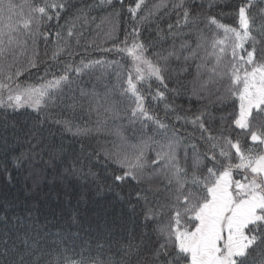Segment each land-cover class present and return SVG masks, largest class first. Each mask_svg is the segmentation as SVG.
I'll use <instances>...</instances> for the list:
<instances>
[{"label":"snow or ice","instance_id":"6c2138e0","mask_svg":"<svg viewBox=\"0 0 264 264\" xmlns=\"http://www.w3.org/2000/svg\"><path fill=\"white\" fill-rule=\"evenodd\" d=\"M220 2L210 0L209 9L219 6ZM119 4L120 8L116 9L113 0H99L77 8L72 0H25L20 5L11 0L7 3L0 0V108L13 112L32 108L37 113V119L24 132V139H16L24 150L12 156V163L27 171L26 179L32 181L27 191L35 203L17 211L18 205L7 199L0 200V264H264V8L253 11V0H241L238 7L233 6V12L221 13V18L216 15L201 17L193 16L187 0H172L170 8L176 13L177 20L174 25H168V32L172 33L173 28L191 27L198 37L194 48L186 43L181 45L182 52L190 49L184 56L186 67L181 71L189 73L191 65L188 62L199 59L195 80L208 75V80L201 83V91L209 85H216L220 91L223 86L217 98L221 105L230 100L233 103L239 101L236 110L219 118L222 122L217 129L219 135H213L203 112L189 118L179 115L172 105L165 104V115L161 117L148 107L149 98L159 102L167 99V93L179 94V88L168 87L172 80L169 61L176 55L175 51L167 56L157 53L152 59L148 53L154 44L141 38L144 23L162 9L167 11L169 5L157 3L141 15L147 7L146 0H129L126 8L125 0H119ZM105 5L113 9L108 15L112 26L107 33L112 47L102 49L100 59L86 60L88 53L85 51L79 53L82 56L79 63L68 59L58 71L55 65L44 67L40 77L44 80L42 84L19 82L25 73L39 72L44 65L38 57L26 62L17 59L18 49L26 51L30 43L35 45L43 39L47 44L51 39L54 44L52 59L57 64L64 53L68 57L77 55L71 41L74 39L75 47H80L84 38L77 23H87L91 11L103 9ZM73 9V18L59 25L64 15ZM125 13L130 17L132 27L130 31L125 29L121 41L113 33L117 31L116 22ZM227 15L237 18L238 27L222 22ZM54 20L55 25L52 24ZM52 27L57 28L54 34L46 30ZM213 28L216 35L222 31L224 36L208 43L204 34ZM160 31L158 29V35ZM228 41H231L230 45ZM246 43H250V49L245 47ZM93 46L89 43L84 48ZM209 47L211 52L207 51ZM228 47L231 48L230 57ZM202 48L204 56L200 55ZM110 52H115L122 60H131L127 79H123V72L117 73L116 77L120 95L129 97L131 106L123 109L125 115L121 117L118 105L106 94L97 111L103 108L105 114H111L113 118L127 119L134 132L137 124L140 128L139 136L131 137L135 143L120 136L117 130L115 134L121 139L117 150L104 151L105 161L117 166L109 188L120 187L125 182L132 185L126 198L117 194L119 199L127 203L133 223L143 214V228L155 227L149 232L136 233L135 229L129 231L122 225L117 233L115 224L121 219V213L114 209L112 212L104 210V229H98L94 237L85 240L78 214L73 213L63 224L53 223L46 216L41 219L38 205L52 193L58 197L73 180L82 184L95 183L98 174L91 168L85 171L82 161L91 160L93 156L99 161L100 154L86 152L87 145L83 143L76 152L75 149L69 151L63 143L49 142L45 132L53 125L67 131H72L73 125L68 120L51 119L49 123L50 112L43 118L39 115L48 108L58 107L63 102L65 89L74 91L84 74L97 67H121L120 61L104 58ZM9 55L13 60L5 63ZM49 75L51 79H47ZM153 82L157 84L155 90ZM5 90L7 98L3 95ZM194 94L200 95L195 89ZM170 112L176 113V122L184 120L185 124L190 122L197 126L199 141L206 145L204 151L200 150L195 137H185L181 129L168 121ZM4 127L7 128V122ZM236 130L239 132L233 138ZM88 133V129L76 127L73 135ZM246 140L251 143L246 144ZM182 146L186 165L183 167L179 156ZM0 147L6 155L15 151L6 138L0 140ZM153 149H156L154 159L149 155ZM189 153L190 166L187 165ZM149 169L152 176L161 178L159 186L143 187L144 174ZM237 175L239 179L235 178ZM46 181L47 192L42 187ZM77 240L82 250L72 252L79 256L73 260L72 255H68L69 244L74 249ZM93 247L96 256L91 255ZM85 248L88 255H85ZM105 251L114 252L119 258L109 255L101 259Z\"/></svg>","mask_w":264,"mask_h":264},{"label":"trees","instance_id":"16d2710c","mask_svg":"<svg viewBox=\"0 0 264 264\" xmlns=\"http://www.w3.org/2000/svg\"><path fill=\"white\" fill-rule=\"evenodd\" d=\"M8 0H5L7 3ZM12 3L16 5L23 4L25 0H11ZM99 0H72V3L77 7H83L86 4L98 3ZM129 0H125V8L127 7ZM167 3L169 8L167 11L162 9L159 14L147 20L142 26V36L141 38L146 43L154 44L148 53L149 57L152 59L156 58V54L167 56L168 53L175 51L176 55L170 57L169 68L172 75V80L168 84L169 89L179 88V94L167 93V99L163 101H153L149 98L148 107L150 111L163 117L165 115V104H170L174 107L178 114L181 116H187L189 118L199 115L201 112L205 113L204 119L208 121L207 126L212 130L213 135H219L217 129L221 126L222 122L219 119L222 115H227L236 110L238 106V100L233 103L231 100L228 101L226 105H221L217 98L221 95L223 91V86H220V91H217L216 85H209L206 90L201 91L202 81L208 80V75L204 74L201 80H195L197 75L196 65L200 63V60L195 62L189 61L191 69L189 73L181 71L182 68L186 67L184 63V56L189 54V51H181L182 44H189L193 48L198 42L197 35L193 32L191 27L176 29L173 28V32H168V25L175 24L177 20V15L175 12L171 11L170 5L172 0H146L147 7L141 12V15H145L149 9L157 3ZM255 11L258 8H264V0H253ZM210 0H187V5L192 9L193 16L200 15L201 17L216 15L218 18L221 13H231L233 12V6L238 7L241 0H221L220 5L212 7L209 9ZM114 7L116 9L120 8L119 0H113ZM227 5V6H225ZM26 11V9H25ZM113 11L105 5L103 9L97 8L91 11L88 16L87 23L80 21L77 23V29L79 32H83L84 38L80 41V47H75V40L73 39L71 43L73 44V51L77 55L73 57H68L67 53H64L60 57V62L57 64L56 61L52 59L54 44L50 39L47 44L43 39L37 41L35 45L29 44L27 50H17L16 58L26 62L27 59L38 57L39 61L43 62L39 72L33 70L31 73H25L19 80L21 84L26 85H37L44 83L40 77L43 76L44 67H52L55 65L58 71L60 67L63 66L68 59L74 60L79 63L82 56L79 53L87 51L88 55L86 60H98L101 58V50L104 48H111L112 43L107 38V33L109 32L112 22L109 21L108 15ZM74 9L69 13L64 15V18L59 21V25H64L66 20L73 18ZM162 17V19H161ZM93 18L95 20L93 21ZM222 22L229 24L233 27H238L237 18L235 16H224ZM117 23V31L113 33V36H118L119 40L124 39L125 29L131 30L132 22L130 17L125 13ZM52 24H56V21H52ZM83 25V27H81ZM201 28L204 25H200ZM158 29L162 30L159 32ZM51 31L53 34L57 31V28L52 27L46 29ZM67 29H65L66 33ZM205 39L208 43L212 41L213 38L219 40L222 39L224 33L221 31L216 35L215 28L207 31L205 34ZM253 35H256L254 32ZM260 37L257 35V40ZM93 44V47L87 49L84 48L85 44ZM231 41H228V45ZM227 46V45H226ZM246 48L250 49V43H246ZM208 52H211V48H207ZM229 57L231 54V48L228 47ZM179 55V59H177ZM201 56L205 55V51L202 48ZM109 61H120L121 67L113 65L111 68L97 67L84 74L77 82L74 91L69 92L65 89V96L63 102L55 109L48 108L45 112H41L39 118H43L47 113H51V119L56 120H68L73 125L72 131H67L61 126L53 125L49 131L45 132L48 136L49 142L55 143L57 145L63 143L66 148L71 151L75 149L79 152L80 145L83 143L87 145L86 152H98L100 154V159L97 161L95 156L91 160H83L85 171L88 168L98 174L99 179L95 183L82 184L78 181L73 180V183L65 190L60 191L57 197L55 193L49 195L47 200L42 201L39 207V215L41 219L45 216L53 223L63 224L67 222L73 215V213L78 214L80 227L82 229V235L85 240H88L90 236L94 237L97 234V230L104 229V219L102 213L104 210L112 212L114 209L116 212L121 213V219L115 224L117 233L120 232L121 226L123 225L125 229L132 230L135 229L136 233L139 232H149L155 225H150L148 229L143 228V214L136 218L135 223L132 220V213L128 208L127 203L122 202L119 196L127 197L128 193L132 190V185L125 182L120 187L113 189L109 188L112 182L113 170L117 168L116 165L112 164L110 161H105L104 151H116L117 147L121 143L120 136L128 137L130 143H135L131 137L139 136L140 125H136V130L134 132L133 128L129 126L127 119L113 118L111 114H105L103 108L97 111V106L104 103L105 96L107 94L108 99L115 102L120 111V116L123 117L125 114L123 112L124 108L131 106V100L129 97H122L120 95V88L117 83V73L123 72V79H127L128 70L131 68L130 58L121 59L119 55L115 52L107 53L104 57ZM13 56L9 55L5 63H11ZM215 60H212L214 63ZM211 67V64L208 65ZM51 79V75L47 77ZM226 86V85H225ZM157 87V84L153 82V90ZM194 89L200 93L199 97L194 94ZM83 93V95H82ZM5 98H7L8 92L5 90L3 92ZM176 113H169L168 121L175 124L176 128L181 129L185 137H195L199 141L200 132L197 126H194L190 122L185 124L184 120L176 122ZM215 118L214 120L212 118ZM37 119V113L33 111L32 108H23L17 112H13L11 109L5 110L0 108V140L6 138L9 146H14V152H8L7 155L3 147H0V200L7 199L13 204L18 205L17 211H20L25 205L31 206L35 203V200L28 196V187L31 186L32 181L26 179L28 176L27 171L21 168H17L12 163V156L18 155L19 152L24 149L16 143V139H24V132L32 125L34 120ZM4 122H7V128L4 127ZM15 125V127H13ZM47 124L45 128L47 129ZM76 127L81 129H88L89 133L83 136H74L73 132ZM120 131V136H117L116 131ZM239 130L233 132V138ZM150 134V133H149ZM243 135V134H241ZM189 143L192 141L189 140ZM246 144H250V141H245ZM200 150L204 151L206 145L202 141H199ZM155 151L153 149L149 155L151 158H155ZM181 166H186L183 160L184 149L183 146L179 152ZM236 162V161H234ZM191 153H189V160L187 165L190 166ZM189 172L191 173V168L189 167ZM116 174H121L116 171ZM11 177V178H9ZM107 177V179H105ZM240 176H235L238 179ZM51 177L49 176L48 179ZM134 183V182H133ZM143 187H156L161 184V178L152 176L151 169L147 170L144 174ZM45 192L48 191L47 181L42 185ZM119 193V196L117 195ZM79 201V203H78ZM139 211V209H138ZM55 217V219H54ZM111 221L112 216L108 217ZM166 222V220H165ZM75 231V229H73ZM125 242H127V232L125 233ZM139 242L138 240L136 241ZM75 248H72V244H69L68 255L81 252L80 241H75ZM85 255H88V251L84 249ZM91 255L96 256L97 252L93 247ZM111 255L114 259L119 257L115 256L113 253H108L105 251L101 254L100 258L105 259ZM73 260L79 259V256L72 255Z\"/></svg>","mask_w":264,"mask_h":264},{"label":"rangeland","instance_id":"374dc122","mask_svg":"<svg viewBox=\"0 0 264 264\" xmlns=\"http://www.w3.org/2000/svg\"><path fill=\"white\" fill-rule=\"evenodd\" d=\"M238 103H239V101H238ZM239 178H240V177H239ZM239 178H238V179H239Z\"/></svg>","mask_w":264,"mask_h":264}]
</instances>
